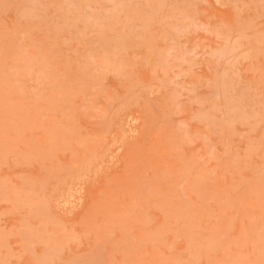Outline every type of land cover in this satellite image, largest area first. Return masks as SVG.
Masks as SVG:
<instances>
[{"label": "rangeland", "instance_id": "374dc122", "mask_svg": "<svg viewBox=\"0 0 264 264\" xmlns=\"http://www.w3.org/2000/svg\"><path fill=\"white\" fill-rule=\"evenodd\" d=\"M0 264H264V0H0Z\"/></svg>", "mask_w": 264, "mask_h": 264}]
</instances>
